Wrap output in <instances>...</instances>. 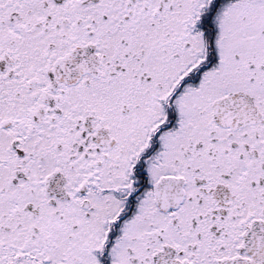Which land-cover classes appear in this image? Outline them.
I'll return each instance as SVG.
<instances>
[{
    "label": "snow or ice",
    "instance_id": "obj_1",
    "mask_svg": "<svg viewBox=\"0 0 264 264\" xmlns=\"http://www.w3.org/2000/svg\"><path fill=\"white\" fill-rule=\"evenodd\" d=\"M0 264H264V0H0Z\"/></svg>",
    "mask_w": 264,
    "mask_h": 264
}]
</instances>
